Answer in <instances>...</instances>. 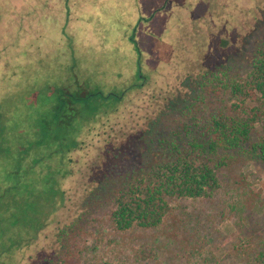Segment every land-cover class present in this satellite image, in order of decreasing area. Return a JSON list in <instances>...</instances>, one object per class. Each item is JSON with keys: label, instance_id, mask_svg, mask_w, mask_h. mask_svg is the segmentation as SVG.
Wrapping results in <instances>:
<instances>
[{"label": "trees", "instance_id": "1", "mask_svg": "<svg viewBox=\"0 0 264 264\" xmlns=\"http://www.w3.org/2000/svg\"><path fill=\"white\" fill-rule=\"evenodd\" d=\"M57 1H37V15L49 20L35 30L59 28L61 35L48 36L50 44L69 38L74 52L65 62L87 71L75 48L89 38L73 37L88 2L62 0L60 10ZM169 2L140 20L152 19ZM176 2L165 60H151L133 28L128 39L135 53L129 54L137 65L131 63L128 77L94 67L89 84L80 79L61 87L50 116L36 124L27 148H18L14 181L0 184L1 220L11 223L0 231V243L7 244L0 247V264H16L17 253L35 245L52 223V240L65 249L85 245L92 231L154 228L183 222L184 215L193 226L192 217L199 222L188 210L194 201L205 202V245L219 234L215 223L222 219L243 225V211L256 199L241 171L232 180L227 170L264 163V0H195L201 11L194 9L192 19L182 10L189 0ZM151 63L154 76L144 67ZM10 190L19 196L9 199ZM21 202L26 219H37L16 232L21 222L11 215ZM60 211L67 218L58 219ZM188 256L197 264H264V249L242 262L237 255L231 263L217 259L209 248L202 258Z\"/></svg>", "mask_w": 264, "mask_h": 264}, {"label": "rangeland", "instance_id": "2", "mask_svg": "<svg viewBox=\"0 0 264 264\" xmlns=\"http://www.w3.org/2000/svg\"><path fill=\"white\" fill-rule=\"evenodd\" d=\"M37 1L0 0V184L2 180L14 181L12 171L19 164L16 160L18 148L26 149L32 134H35L36 124L50 116L51 104L61 87L72 88L79 84L80 79L88 80L89 84V80L96 76L91 69L94 67L104 68L102 75H111L119 69L127 78L132 64L137 65L130 59L131 52L135 53L128 39L133 28L140 44L151 54V60L158 57L165 60L177 20L178 0H170L166 7L157 10L152 19L146 21L140 18L162 6L164 0H82L88 2V8L85 18L78 20L79 26L73 38L78 34L89 38L85 47L76 44L75 48L77 62L80 60L89 65V77L83 78L81 75L86 70L78 64H69V59L65 62L74 52L68 48L69 38L51 45L48 36L61 35L60 29L54 25L49 30L46 24L45 29L42 27L38 31L39 21H48L49 17L44 20L37 15ZM189 2L190 5L182 10L190 12L192 19L195 0ZM57 3L61 4V10L62 0ZM198 10L200 12L201 7L197 6ZM97 36L103 39L102 44L97 43ZM153 65H144L152 76L155 73ZM238 170L245 177L256 201L244 209L246 219L241 227H236L229 217L215 223L219 234L206 245L205 202L194 201L188 210L193 212V216L199 215V222L192 217L193 226L188 224L190 217L184 215L183 222L173 224L166 220L154 228L105 229L100 235L92 231L85 237V245L75 243L67 249L52 240L56 230V224L52 223L41 233L35 245L17 253L16 264H197L199 260L194 263L188 256L189 252L202 258L208 248L217 259L231 263L237 255L242 257L241 262L245 261L264 249V163L246 162L239 169L236 164L230 166L227 173L232 180L237 178ZM8 195L9 199L15 198L19 192L10 190ZM26 217L21 202L11 215L17 223L21 222L15 227L16 232L22 227V222L28 221L32 226L37 219L34 214L28 220ZM56 217L64 220L67 215L60 211ZM10 224L9 219L1 220L0 213V231L8 230ZM212 227L213 224L210 229ZM239 243L244 246L237 245ZM0 247L6 249V242L2 241ZM53 256H56L54 261Z\"/></svg>", "mask_w": 264, "mask_h": 264}]
</instances>
